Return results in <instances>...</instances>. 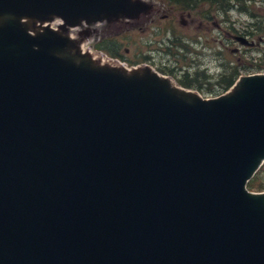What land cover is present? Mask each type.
Segmentation results:
<instances>
[{"label": "water", "instance_id": "95a60500", "mask_svg": "<svg viewBox=\"0 0 264 264\" xmlns=\"http://www.w3.org/2000/svg\"><path fill=\"white\" fill-rule=\"evenodd\" d=\"M151 10L0 0V264H264V73L205 98L69 34Z\"/></svg>", "mask_w": 264, "mask_h": 264}, {"label": "rangeland", "instance_id": "374dc122", "mask_svg": "<svg viewBox=\"0 0 264 264\" xmlns=\"http://www.w3.org/2000/svg\"><path fill=\"white\" fill-rule=\"evenodd\" d=\"M249 1L246 5L248 8L246 13H242L237 7L231 9L226 23H223L224 15L218 16L220 27L213 28L210 25L209 29L199 28L203 20L199 13L203 12L202 10L198 12V19L186 15L180 18L178 11L171 10V6L167 5L159 13L155 12L152 15L157 19L155 25L150 24L148 20L143 21L139 26H131L124 22L97 24L91 27L90 35L86 37L85 43L94 46L103 36L104 39L109 40L111 46L119 48V53L127 56L128 59L143 58L140 56L148 52L145 54L151 56L148 63L139 59L138 62L131 64L128 59L127 61L118 59L129 68L150 65L159 74L173 79L183 88L186 87L182 83L197 80L193 88L187 89L195 90L205 98H216L230 90L226 91L218 85L221 76H229L238 71L239 79L242 76L264 72V63H262L264 62V34L260 32L258 34L257 28L254 27L256 21L251 19L257 16L264 24V0ZM157 2L160 3L159 0ZM166 15H169V19L163 20ZM60 23L57 21L54 27ZM78 32L77 29L71 30L72 35H77ZM250 32L253 34L248 36ZM226 33L246 37L255 45L254 47L242 46L238 41L230 40ZM178 34L183 43L189 46L187 50L172 47V53L169 55L159 54L157 51L149 53L156 48L159 50L167 48V44H171L170 40L174 41V35ZM210 90L215 91L210 92Z\"/></svg>", "mask_w": 264, "mask_h": 264}, {"label": "trees", "instance_id": "16d2710c", "mask_svg": "<svg viewBox=\"0 0 264 264\" xmlns=\"http://www.w3.org/2000/svg\"><path fill=\"white\" fill-rule=\"evenodd\" d=\"M163 2L168 3L170 6L177 7L178 10H185V11H201L203 8H206L208 6L214 7L216 10V17L224 15L227 19L229 11L233 9L234 7H237L242 13H246L248 11V8L246 7L247 3L250 2L249 0H161ZM204 5V6H203ZM201 16L205 17L207 13L199 12ZM251 19H254L256 22L254 24V27L257 28L258 34H264V25L263 21L259 20V17L253 16ZM170 30V29H169ZM253 33L250 32L248 36H251ZM175 40L171 41V44H167L168 53H172V47L176 48H187L185 43H183L182 38L178 35H174ZM172 46V47H171ZM95 47L98 50L104 51L108 55L112 57L119 58L121 60L127 61V56L122 55L119 53V48L116 46H111L109 40L103 39L99 43L95 45ZM131 63V62H130ZM264 63V62H262ZM133 64V63H131ZM137 64V63H136ZM236 70V69H235ZM205 76V75H204ZM239 73L234 72L233 74L229 76H221L220 82H218V85L221 86L224 90L228 91L238 80ZM208 78V76H205ZM236 79V80H235ZM197 80H189L188 83H182L183 86L186 88H193L194 82ZM198 83V82H197ZM215 90H210V92ZM248 188L250 191L253 192H264V165L262 168L258 171V173L255 175V177L249 182Z\"/></svg>", "mask_w": 264, "mask_h": 264}, {"label": "flooded vegetation", "instance_id": "af4514ba", "mask_svg": "<svg viewBox=\"0 0 264 264\" xmlns=\"http://www.w3.org/2000/svg\"><path fill=\"white\" fill-rule=\"evenodd\" d=\"M159 2L160 3H158L157 2V0H151V1H149V3L152 5V10H151V12H150V14L146 17V16H143V17H141L140 19H138V20H131V21H124V20H120V21H117V22H124V23H128V24H130L131 26H139L143 21H146L147 22V20H148V22L150 23V24H152V25H155V23L157 22V19L156 18H154V17H152V15L156 12V13H159V11H161L162 9H164V7H166L167 5H169L168 3H166V2H163V1H161V0H159ZM170 6V5H169ZM204 6V5H203ZM157 7H159L158 9H157ZM171 10H175V11H178V15L180 16V18H183L185 15L187 16V17H194V18H197V16H198V11H185V10H178L177 9V7H174V6H171ZM202 11L204 12V13H207L206 15H205V17H203L202 16V21L200 22V24H199V28H206V29H209L210 28V25H212L213 26V28H215L216 26H218V27H220L219 26V20H217V17H216V10H215V8L214 7H210V6H208V7H206V8H203L202 9ZM202 12V13H203ZM169 19V15H166V18H163V20H168ZM198 19V18H197ZM162 20V19H161ZM226 21H227V19H226V17H224V21H223V23H226ZM203 22H205V24L203 23ZM116 23V22H115ZM108 24H111V23H108ZM113 24V23H112ZM91 27L92 26H87V27H83V28H81V30L82 31H91ZM227 34V36L230 38V40L232 39V40H235V37H238V36H235V35H233V34H231V33H226ZM199 38V37H198ZM104 39V37L102 36V40ZM235 42V41H234ZM152 43V42H151ZM170 43H171V40H170ZM150 45V44H149ZM160 45V44H159ZM172 47V46H171ZM155 51H157L159 54L160 53H166V54H168L169 55V53H168V48H164V49H161V50H159V49H155V50H150L149 51V53H154ZM148 52H145V53H143L140 57H143V58H139L140 60H145L144 62L145 63H148V61L151 59V56H148V55H145V54H147ZM171 54V53H170ZM126 57V56H125ZM138 57H139V55H138ZM139 59H137V58H134V59H128V61L129 62H131V63H134V62H138L139 61ZM142 64V63H141Z\"/></svg>", "mask_w": 264, "mask_h": 264}, {"label": "bare ground", "instance_id": "6f19581e", "mask_svg": "<svg viewBox=\"0 0 264 264\" xmlns=\"http://www.w3.org/2000/svg\"><path fill=\"white\" fill-rule=\"evenodd\" d=\"M238 78V77H237ZM236 80V79H235Z\"/></svg>", "mask_w": 264, "mask_h": 264}]
</instances>
